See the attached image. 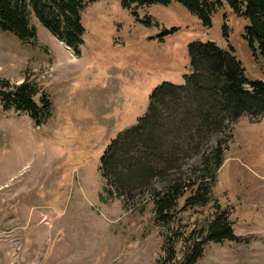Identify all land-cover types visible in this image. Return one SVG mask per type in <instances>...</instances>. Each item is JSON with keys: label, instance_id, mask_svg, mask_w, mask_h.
Segmentation results:
<instances>
[{"label": "rangeland", "instance_id": "374dc122", "mask_svg": "<svg viewBox=\"0 0 264 264\" xmlns=\"http://www.w3.org/2000/svg\"><path fill=\"white\" fill-rule=\"evenodd\" d=\"M81 16L80 56L35 16L36 43L0 30V81L27 79L51 100L38 126L0 106V264H156L166 231L154 223L151 203L124 209L120 198H100L102 152L145 114L156 86L184 82L191 42H215L241 63L249 82H264V63L242 37L246 21L227 6L211 27L178 2L133 13L119 0H97ZM228 146L212 196L230 209L243 241L207 242L195 264H264V113L242 116ZM203 152L184 171L200 165ZM211 213L210 205L181 212L176 232L188 236ZM182 247L180 240L178 259Z\"/></svg>", "mask_w": 264, "mask_h": 264}, {"label": "trees", "instance_id": "16d2710c", "mask_svg": "<svg viewBox=\"0 0 264 264\" xmlns=\"http://www.w3.org/2000/svg\"><path fill=\"white\" fill-rule=\"evenodd\" d=\"M97 0H0V30L20 41L36 43L31 17L47 28L76 56L81 55L85 27L82 11ZM137 13L154 3L178 2L211 27L213 15L226 6L246 23L242 37L264 63V0H119ZM223 36L229 26L223 14ZM148 17L147 22H150ZM189 72L182 84L163 82L149 96L147 111L105 147L99 170L104 180L101 199H122L124 209L145 210L152 204L153 220L166 232L162 255L156 264H195L207 242H242L236 235L229 208L213 198L212 187L224 164L234 124L244 115L264 113V82H249L241 63L213 41H194L188 46ZM37 98V100H36ZM3 111L27 114L38 126L51 112V100L35 83L11 85L0 81ZM215 146L206 154L205 146ZM202 153L200 165L184 171L183 165ZM165 183L162 190L155 182ZM183 203L179 206L180 200ZM210 205L204 226L188 236L178 235L181 212ZM183 242L182 259L176 244Z\"/></svg>", "mask_w": 264, "mask_h": 264}]
</instances>
